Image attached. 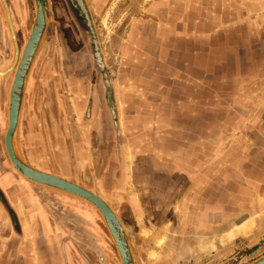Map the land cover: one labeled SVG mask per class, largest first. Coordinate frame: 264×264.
<instances>
[{
  "label": "rangeland",
  "instance_id": "374dc122",
  "mask_svg": "<svg viewBox=\"0 0 264 264\" xmlns=\"http://www.w3.org/2000/svg\"><path fill=\"white\" fill-rule=\"evenodd\" d=\"M17 1L7 0L9 13L18 11L23 47L36 3L23 0L19 8ZM83 1L89 20L79 1L49 0L26 83L18 153L105 198L143 264L156 250L165 264H248L260 257L263 5ZM8 17L0 0L1 70L16 53ZM195 75L202 79L197 90ZM13 76V69L0 76V264H122L93 203L15 170L5 145ZM251 217L249 236L222 244L224 232Z\"/></svg>",
  "mask_w": 264,
  "mask_h": 264
},
{
  "label": "water",
  "instance_id": "95a60500",
  "mask_svg": "<svg viewBox=\"0 0 264 264\" xmlns=\"http://www.w3.org/2000/svg\"><path fill=\"white\" fill-rule=\"evenodd\" d=\"M3 1L9 16L8 2L7 0ZM77 1H79L85 16L89 20L90 18L88 11H86L84 1ZM35 3V20L30 35L24 46L22 57L18 66L11 68L14 71V76L9 93V123L5 133V145L8 156L15 170L30 181L76 195L93 203L103 216L105 223L116 243L122 264H135L130 239L127 235L126 229L115 210L105 198L74 181L31 165L26 160H24V158L18 153L16 149L15 138L18 131L27 79L37 50L44 39L50 16L49 0H35ZM13 36L15 39L17 54L19 51L17 38L14 34ZM248 264H264V255H261Z\"/></svg>",
  "mask_w": 264,
  "mask_h": 264
},
{
  "label": "bare ground",
  "instance_id": "6f19581e",
  "mask_svg": "<svg viewBox=\"0 0 264 264\" xmlns=\"http://www.w3.org/2000/svg\"><path fill=\"white\" fill-rule=\"evenodd\" d=\"M9 5V4H8ZM10 9V8H9ZM7 11V10H6ZM8 19L10 20V24L12 25V28H13V34L16 36L17 38V35H16V30H15V26H14V23L12 21V16H11V12L9 13V17ZM14 38V36H13ZM18 39V38H17ZM18 45V52L17 54L15 53V59L13 61V64L12 66L7 69L6 71H1L0 70V76L3 77L4 75H6L8 72H10L11 68L12 67H17L19 62H20V59L22 57V53H23V50L21 51L20 49V46H19V43L17 44ZM17 55V56H16ZM7 120H8V123H9V118L7 117ZM8 127V126H7ZM86 213H89V212H86ZM85 213V214H86ZM88 216H91V213L88 214ZM254 226H255V222H254V219L251 217V218H246L244 220H242L241 222L235 224L232 228H230L229 230H227L226 232H224L223 234V237H222V244H229L230 242H233L235 239H237L238 237L240 236H244V237H247L249 236L252 231L254 230ZM161 232V231H160ZM160 234V233H159ZM157 240V239H156ZM161 240V239H160ZM164 241V240H163ZM162 242V240H161ZM213 247H215L213 245ZM212 249V248H211ZM149 256L151 257V259H154L156 258L157 256V251H151ZM152 264V263H151Z\"/></svg>",
  "mask_w": 264,
  "mask_h": 264
},
{
  "label": "crops",
  "instance_id": "0c3cea01",
  "mask_svg": "<svg viewBox=\"0 0 264 264\" xmlns=\"http://www.w3.org/2000/svg\"><path fill=\"white\" fill-rule=\"evenodd\" d=\"M21 1H23V0H19V1H17L18 2V4H19V8L20 7H22V5L21 4H23V3H21ZM258 4H260L262 7H264V0H258ZM261 6H259V7H261ZM16 12H18V11H16ZM23 12V11H22ZM261 21V20H260ZM261 23H263V22H261ZM259 64L261 65V64H264V62H263V60L262 61H260L259 62ZM197 75V74H196ZM195 75V77H194V79H195V90H197L198 89V87H200V85L199 84H201V82L198 84V81H201L202 79H201V77L199 78V77H197ZM188 86V85H187ZM190 89L192 88V87H189ZM259 90H260V110L264 107V79H262L261 78V75L259 76ZM185 91L186 92H191L188 88H186L185 89ZM7 124H8V120H7ZM8 126V125H7ZM33 156H31V158H32ZM34 158V157H33ZM32 158V159H33ZM10 179V178H9ZM28 195H27V191H26V194H25V198L27 197ZM26 205V204H25ZM28 205H26L25 206V209H24V212H25V214L27 213V209H26V207H27ZM30 218H31V220H32V217H31V215H30ZM26 219H27V221L25 220V222L27 223V224H29V223H32V221L29 219V216L27 217L26 216ZM29 229V228H28ZM258 250H260L259 251V253H263V251H264V247H261V249H258ZM157 251V250H156ZM132 253H133V251H132ZM158 253V252H157ZM149 254L150 253H148V258H146V259H149L148 261V263L149 264H165V263H162V261L161 260H159V258L158 259H156V258H154V259H150L149 258ZM261 255H264V254H261ZM133 257H134V261H135V264H143L142 263V260H141V257H140V255H138V253L137 252H135L134 251V253H133ZM103 259V258H102ZM171 264V263H170Z\"/></svg>",
  "mask_w": 264,
  "mask_h": 264
},
{
  "label": "flooded vegetation",
  "instance_id": "af4514ba",
  "mask_svg": "<svg viewBox=\"0 0 264 264\" xmlns=\"http://www.w3.org/2000/svg\"><path fill=\"white\" fill-rule=\"evenodd\" d=\"M11 13H12L13 21H14V26H15V25L18 24V22L15 20V19H17V18H16V14H17V13H16V11H11ZM20 49H21V51H22V49H24V46H23V47H20ZM14 59H15V51H14V55H13L12 62L14 61ZM12 64H13V63H12ZM12 64H11V66H12ZM11 66H10V67H11ZM10 67H8L7 69H9ZM7 69H6V70H7ZM0 70H1V69H0ZM6 70H1V71H6Z\"/></svg>",
  "mask_w": 264,
  "mask_h": 264
}]
</instances>
